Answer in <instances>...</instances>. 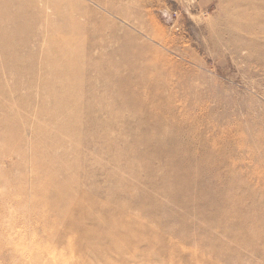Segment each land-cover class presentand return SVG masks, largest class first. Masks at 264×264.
Listing matches in <instances>:
<instances>
[{
	"label": "rangeland",
	"instance_id": "rangeland-1",
	"mask_svg": "<svg viewBox=\"0 0 264 264\" xmlns=\"http://www.w3.org/2000/svg\"><path fill=\"white\" fill-rule=\"evenodd\" d=\"M1 1L0 264H264L259 1Z\"/></svg>",
	"mask_w": 264,
	"mask_h": 264
},
{
	"label": "bare ground",
	"instance_id": "bare-ground-1",
	"mask_svg": "<svg viewBox=\"0 0 264 264\" xmlns=\"http://www.w3.org/2000/svg\"><path fill=\"white\" fill-rule=\"evenodd\" d=\"M240 1L248 2L249 0H240ZM258 1H259V4L264 7V1H260V0H258ZM258 1H257V3H258ZM1 2H4V0H2ZM27 8L24 7L22 9H20L19 12L25 13V12H27ZM55 10L56 11H60L59 8H56ZM8 13H10V11H4V10H2V8H0V19L3 17L4 20L7 22V23L6 22L5 23L8 24L9 26H11L13 28L12 30H9V28L4 29L5 33L7 34V36L5 38L8 41H10V40H15V39L21 37L22 34H23V31H24V29L26 27V25H30V22L29 21H26V20L21 21L20 20L21 18H19V16H20L21 13H18V14H15L13 12H11V14H8ZM1 25L2 24L0 22V31L3 30L2 27H1ZM66 26H67V28L64 31H58L57 29L55 31L53 30V35L55 36V38L58 41H60L59 38L61 36H69V35H74L75 34L76 37H79V35H80V32H79L80 29H79V27L75 26L74 24H67ZM76 41H77V39H76ZM74 44L75 43L73 42L72 45L58 46V43L56 42V40L54 42L55 48H56V50L59 53H69V54H71L72 53V50H73V47L75 46ZM140 84H141V82L139 84L135 85L132 89H137V87H139ZM56 198H57L56 201L59 204H62V200L60 198H58V197H56ZM66 203H67V200H66Z\"/></svg>",
	"mask_w": 264,
	"mask_h": 264
}]
</instances>
